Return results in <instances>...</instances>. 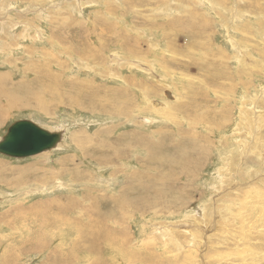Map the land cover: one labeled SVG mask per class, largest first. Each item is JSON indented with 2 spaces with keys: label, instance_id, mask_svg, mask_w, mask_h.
<instances>
[{
  "label": "rangeland",
  "instance_id": "1",
  "mask_svg": "<svg viewBox=\"0 0 264 264\" xmlns=\"http://www.w3.org/2000/svg\"><path fill=\"white\" fill-rule=\"evenodd\" d=\"M0 25V140L63 134L0 154V264H264V0H0Z\"/></svg>",
  "mask_w": 264,
  "mask_h": 264
},
{
  "label": "water",
  "instance_id": "2",
  "mask_svg": "<svg viewBox=\"0 0 264 264\" xmlns=\"http://www.w3.org/2000/svg\"><path fill=\"white\" fill-rule=\"evenodd\" d=\"M62 133L40 128L30 120L10 125L0 140V154L8 158H28L54 149L62 141Z\"/></svg>",
  "mask_w": 264,
  "mask_h": 264
},
{
  "label": "bare ground",
  "instance_id": "3",
  "mask_svg": "<svg viewBox=\"0 0 264 264\" xmlns=\"http://www.w3.org/2000/svg\"><path fill=\"white\" fill-rule=\"evenodd\" d=\"M9 19V18H8ZM1 26V25H0ZM23 39H25V38H23ZM90 47V46H89ZM251 60V59H250ZM247 61V60H246ZM251 62V61H250ZM173 98V97H172ZM39 104L41 105V102H39ZM39 105V106H40ZM159 106H163V103L162 102H160V101H157V100H152V107H154V108H157V107H159ZM12 107V106H11ZM144 123H152V121L154 122V120H152L151 118H149V119H147V118H142L141 119ZM62 138H63V135H62ZM58 147V145L55 147V148H57ZM54 148V149H55ZM53 150V149H52ZM56 150V149H55ZM52 152V151H51ZM43 154V153H42ZM129 188V187H128ZM86 236H87V242H96V231H95V229L94 228H91V227H87V230H86ZM101 240H103L102 238H101ZM56 250H57V248H56ZM83 251H85V253H86V255H88L89 257H90V261L92 262V264H95L96 263V257L98 256V253H97V251L96 250H90V249H86V248H83V250H82V252ZM67 254V256H64L65 254H63V252H59L58 253V256H54V257H51V256H49V255H47V257L45 258V261L43 262V264H74L75 263V261L77 262V264H80V262L78 261V260H71L72 262H70V263H68L69 261H67L68 260V258L67 257H69L68 256V253H66ZM91 254H93V255H95V257H94V259H92V255ZM4 256V255H3ZM59 256L61 257V258H59ZM5 258H6V256H4ZM63 257H66V259H64ZM8 259V258H7Z\"/></svg>",
  "mask_w": 264,
  "mask_h": 264
}]
</instances>
